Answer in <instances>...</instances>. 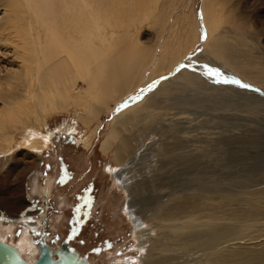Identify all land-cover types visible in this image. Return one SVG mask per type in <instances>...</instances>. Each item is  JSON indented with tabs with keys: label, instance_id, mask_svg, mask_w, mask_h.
Listing matches in <instances>:
<instances>
[{
	"label": "bare ground",
	"instance_id": "1",
	"mask_svg": "<svg viewBox=\"0 0 264 264\" xmlns=\"http://www.w3.org/2000/svg\"><path fill=\"white\" fill-rule=\"evenodd\" d=\"M18 1L21 6H25V11L23 14H15L27 16L29 23L24 28L17 29L16 26L14 29L19 33L18 38L24 41L22 47L34 44L35 48L34 54L31 55L33 60L29 59L26 63L25 77L30 80L24 92L25 99L16 103L20 108L16 113L13 107L0 110V132L8 128L7 125L18 123L21 120L20 114L29 117L32 114L30 102L34 104L32 111L35 120L40 123L41 120H46L49 111H55L59 107L57 101H63L64 106L59 109L66 112L72 102L79 101L80 117L85 121L87 128L95 123L102 113L106 112V115L116 107L117 113L110 130L102 140L101 151L104 155L113 153V161L117 164V168L111 169L109 174L118 188L126 192V212L135 227L136 248L142 253L139 264H264V223H261L264 218V190L254 191L244 198L249 203L247 207L250 211H245L243 219L246 223L238 227L217 222L233 216L222 208L223 203L229 204L242 196L225 194L217 201V198L213 197L214 194L203 197L196 195V200L187 201L182 194L180 197L169 194L160 199L159 203L150 205L145 203L149 197L142 191L143 187L150 183L145 180L152 176L154 168L158 169L159 163L154 158L178 152V149H173V143H164L161 146L159 142L160 145L156 147L153 144L147 145L146 141H151L156 133H160L164 137L163 142H184L188 133L185 126L190 122L207 121L212 125L216 121L215 123L222 125L219 121L221 116H216L213 112L221 109L227 112L228 106L233 102L239 98L245 102L250 94L243 89L245 85L242 82L238 87L234 86L236 91L230 89L229 83L233 86L232 73L218 59L225 57L229 64L250 77L264 76L263 40H249L246 37L249 32L239 30L236 14H226L228 3L221 0H205L202 19L207 42L213 53L206 57H203V54L194 60L186 59L196 44V26L193 25L191 17L179 16L180 25L178 28H172L171 33L174 31L179 34L180 30L181 34L173 39V42L167 41L164 52H161L162 55L157 61V69L148 76L147 71L158 55L156 46L148 47L140 37V24L152 23L150 25L159 26L162 32L166 29L175 8H178L180 0H132L127 4L121 0ZM41 5L46 11L43 14L40 11ZM122 8L129 12L132 9L136 15L129 21L126 18L130 16L123 19L126 13ZM225 24L231 27H223ZM162 33L159 34L160 38ZM235 44L239 45V49L234 48ZM177 66L179 69L173 78L163 76L157 81H149L153 76L170 73ZM43 67H48L46 72ZM213 67L219 70L216 68L212 71ZM79 80L86 83L87 88L75 99L72 90H75L73 88ZM221 92H224L225 96H222ZM246 94L248 95L244 96ZM202 108L209 113L199 117L197 115L202 113ZM229 115L228 113L226 117ZM148 118L153 120L149 128L144 126ZM22 123L23 137L19 147L21 156H36L31 163L36 165H22L23 172H35L41 162L40 155L50 146L57 132L49 131L45 134L33 126H28V123ZM224 123L227 125L226 121ZM198 126L200 125L197 124ZM212 129L215 130L216 127ZM71 133L78 134L76 126ZM8 141L7 137H0V169L6 168L7 173L13 171L12 166L19 163L14 155L15 151L10 152L7 149ZM86 145L88 147L89 143ZM145 145L154 148L147 149ZM182 149L185 147L180 150ZM167 158L168 165L172 167H168L167 171L170 170V173L173 172L175 164L171 165V157ZM185 159H188V162H196L198 156L194 154ZM159 169V172L163 170L162 167ZM176 172L183 171L179 169ZM161 176L159 174V177ZM35 177L36 175L32 179ZM192 178L191 189L200 192L203 187L197 185V181L201 184V177L195 172ZM34 189H37L35 185ZM45 192L49 195L50 187ZM36 207L31 203L18 212L0 207V239L9 244V241H12L11 245L16 247L29 263L38 258L35 256L38 252L36 237L42 234L45 211L49 208L46 204L39 210ZM148 220L152 221L151 226H148ZM17 226H21L22 230L21 237L15 240L14 230ZM42 241L39 243L42 244ZM27 254L33 255L35 260L31 261Z\"/></svg>",
	"mask_w": 264,
	"mask_h": 264
},
{
	"label": "rangeland",
	"instance_id": "2",
	"mask_svg": "<svg viewBox=\"0 0 264 264\" xmlns=\"http://www.w3.org/2000/svg\"><path fill=\"white\" fill-rule=\"evenodd\" d=\"M121 1L125 4L132 2V0ZM175 1L172 0V2ZM221 1L228 3L226 14L229 12L236 14L239 19L237 25L240 28L239 30L249 32L246 35L249 40L251 38H259L260 42L263 40L264 45V0ZM204 2L205 0H180L178 8H175L166 29L163 30L164 33H162L163 31L161 32L159 26L150 25L152 23L145 22L140 24V37L148 47L156 46L158 55L156 57L157 60L151 63L147 71L148 76L157 69V61L164 52L167 41L171 40L170 42H173V39L181 34L180 30L179 34L174 33V31L173 34L171 33L172 28H178L180 25L179 16L191 17L193 25L196 26V44L186 59L188 61L194 60L202 57L203 54H205L203 57H206L213 53L207 42L206 30L202 19ZM42 5L40 7L41 14L46 12ZM23 6L19 4L18 0H0V110H8L13 107L15 113L18 109L20 110L19 104L16 105V103H20L25 99L24 92L30 80L25 77L26 63L31 60V55L34 54L35 48L34 44H30L31 46L29 45V47H22L24 41L18 38L19 33L14 29L16 26L17 29L24 28L29 23L27 16H20L25 11V6ZM17 7L22 11L17 10ZM122 10H125L124 13H126L123 19L130 16L126 18L127 21L136 15L132 9L130 12L123 8ZM15 13L21 14L16 15ZM225 25L223 27H231L229 24ZM129 28L131 29V26ZM174 30L176 31V29ZM161 33L163 35L160 38L159 34ZM234 48L239 49V45L235 44ZM218 61L224 63V66L232 73L233 86L231 85L232 83H229L230 89L236 91L235 87H238V84L242 82L245 85L243 89L250 95H244H248L245 102L239 98L236 101L238 104L233 102V104L228 106L232 109V112L229 108L228 111L230 112H224L222 109L218 112H213L216 113V116H221L219 121L222 125L215 123L216 121L212 125L207 121L201 123L190 122L188 124L189 127L185 126L188 133L184 142H163L164 137L160 133H156L151 138L152 140L150 139L151 141H146L147 145L153 144L156 147L160 143L161 146L164 143H173V149H178V152L175 151L172 154L173 156L167 155L172 159L170 161L171 165L172 163L175 164L173 172L170 173V170H167L168 167L169 169L172 167L168 165L169 158L167 156H156L154 158L159 163L158 169L154 168L155 172L145 180L147 183L150 182L151 188L148 184V186L143 187L144 190L142 191L149 197L145 203L150 205L159 203L160 199L166 198L169 194L179 197L182 194L183 197L188 199L187 201L196 200L194 198L196 195L197 197H203L204 195L212 194L213 196L214 194L213 197H216L217 201L219 197L225 194H230L233 197L242 196L237 199L238 201L234 200L229 204L223 203L224 206L222 208L233 216L230 215L228 220L217 222L222 225L238 227L240 224L246 223L243 218L247 210H249L247 207L249 203L244 198L254 191L264 190V76L254 78L247 74H242L234 65L229 64L225 57L221 60L218 59ZM216 68L213 67L212 71H215ZM43 69L46 72L48 67H43ZM178 69L177 66L170 73L153 76L149 81H157L158 78L162 79L163 76L173 78ZM217 69L219 70V68ZM96 74L98 73L96 72ZM197 74L202 75L200 72H197ZM86 88L87 84L79 80L73 88L75 90H72L74 98L77 99ZM243 93L245 94V92ZM220 94L225 96L224 92ZM249 100L251 101L249 102ZM76 102L77 105L72 102L66 112L59 109L60 106H64L63 101H57L56 104L59 107L55 111H49L48 115H46V120H41L40 123L35 120L32 111L34 104L30 102L33 115L30 114V118H26V114H20L21 120L18 123L7 125L8 128L0 132V137L3 138L5 136L9 139L6 147L10 152L15 151L14 155L19 162L18 165L12 166L13 171L8 173L6 168L0 169V207L18 212L31 203L36 205L38 210L44 208L46 204L49 208L47 207L48 210L45 211L46 216L43 220L42 234L36 237L37 243L44 239L56 249L63 241H68L70 247L82 257L87 258L90 264H139V258L142 253L136 248L135 227L126 212V192L118 188L109 174L111 169L117 168V164L113 161V153L104 155L101 151L102 140L105 138L106 132L110 130V125L117 113L116 107L106 115H104L106 112L102 113L99 119L87 128L85 121L80 117L81 108L78 106L80 103L78 104L79 101ZM251 102L256 104H250ZM249 105H254L255 107ZM247 107L248 109H246ZM201 110V114L193 113L198 114L197 116L199 117L209 113L205 108ZM228 113L232 116L226 117ZM191 116L195 119L193 115ZM22 121L45 134L49 131L57 132L50 146L40 155L41 162L37 166L38 171L35 172L32 170L23 172L22 165H36L31 164L36 159V156H21L22 152L19 147L23 137L24 127ZM225 121L227 125L224 123ZM152 122V118H148L144 126L149 128ZM44 123L47 124L44 125ZM197 124L200 126L197 127ZM75 126L78 134L73 135L71 130ZM213 127H216V129H212ZM217 131L218 133L216 134L215 132ZM87 142L89 143L88 147L86 145ZM147 145L145 147L150 149L148 147L151 146L147 147ZM182 147H185V149L180 150ZM151 148H154V146ZM194 154L198 156L196 161L198 164L196 162H188V159H185V157ZM161 167L163 170L159 172ZM179 169L183 172L177 173L176 171ZM203 169L206 170L204 171ZM162 171L165 172L163 173ZM192 172H197V175L202 179L201 184L197 181V185L203 187L200 192L191 189L193 184L192 176L194 175ZM159 174L160 176L163 175L159 177ZM21 175L22 178L20 180ZM34 175L36 177L32 179ZM210 182H213V184ZM34 185L37 189H34ZM154 185L156 186L152 187ZM49 187L51 193L47 195L45 191ZM147 187H149L148 191ZM214 211H216L215 206ZM37 219H39V216ZM261 221V223H264V218ZM151 223V220L147 221L148 226H151ZM21 230V226L15 228V240L21 237ZM9 242L13 243L12 241ZM38 254L39 251L35 256L38 257ZM26 256H29L31 261L35 260V257L31 254Z\"/></svg>",
	"mask_w": 264,
	"mask_h": 264
},
{
	"label": "water",
	"instance_id": "3",
	"mask_svg": "<svg viewBox=\"0 0 264 264\" xmlns=\"http://www.w3.org/2000/svg\"><path fill=\"white\" fill-rule=\"evenodd\" d=\"M42 242L37 243V260L29 263L16 247L0 239V264H90L87 258L70 247L68 241H63L56 249L44 239Z\"/></svg>",
	"mask_w": 264,
	"mask_h": 264
}]
</instances>
